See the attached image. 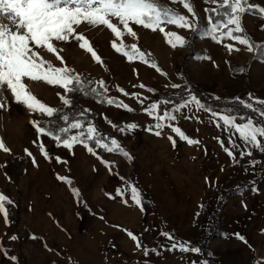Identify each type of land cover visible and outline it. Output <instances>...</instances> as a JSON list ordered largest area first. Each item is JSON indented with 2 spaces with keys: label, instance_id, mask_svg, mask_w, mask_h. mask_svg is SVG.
<instances>
[{
  "label": "rangeland",
  "instance_id": "1",
  "mask_svg": "<svg viewBox=\"0 0 264 264\" xmlns=\"http://www.w3.org/2000/svg\"><path fill=\"white\" fill-rule=\"evenodd\" d=\"M167 1L188 16L196 28L164 24L165 31L185 39L199 31L193 39L196 54L186 65L190 79L197 84L217 83L212 97L251 103L258 112L264 109L259 103L264 101V49L258 46V57L247 70L238 71L250 60L252 51L227 37L222 43L211 38L213 23L208 10L216 3L194 0L198 17L188 13L179 0ZM261 8L264 0H245V11L240 13L242 28L258 45H264ZM3 22L10 26L6 19ZM113 22L118 23L115 18ZM130 26L135 37L125 31L122 38H117L102 25L83 23L77 28L102 63L75 40L54 42L63 63L56 54L40 50V55L56 67L66 65L74 75L88 71L98 81L103 80L105 94L131 109L123 113L120 105L104 107L94 100L84 101L97 113L96 123L87 127L110 133L112 139L129 149L128 155L119 150L93 155L84 144L69 149L62 142L55 143L51 137L39 134L31 123L46 114L31 113L16 103L10 92L4 93L7 107L0 109V138L10 151L0 150V194L13 203L6 204L7 218L0 213V264H264V178L259 184L255 182L264 169V147L246 143L235 128L213 113L230 115L238 123L250 118L201 108L191 102L194 95L189 94L178 102L165 100L167 108L162 113L159 107L156 114L163 116L166 112L176 119L162 121L172 127H164L161 135H155L158 121L146 109L153 103L159 105L155 92H174L186 86V77L178 67L192 49L188 45L172 48L160 30ZM113 41L118 46L123 44L126 50H131L133 44L140 51L146 48L155 56L156 67L139 58L129 61L112 47ZM228 44L240 50L229 52ZM25 82L49 107L63 103L58 93L69 99L58 85ZM129 124L137 127L128 129ZM175 127L199 143H187L172 131ZM71 133L79 134L78 129ZM170 137L175 139V146ZM261 140L264 143V138ZM16 155L23 158L24 172L19 174L9 167V178L4 165ZM235 183L237 190L231 191ZM127 185H134L139 193H149L155 209L145 215L131 200ZM73 189L79 191V196ZM182 241L200 249L205 242L209 255H204L202 249L199 253L172 250L174 243Z\"/></svg>",
  "mask_w": 264,
  "mask_h": 264
},
{
  "label": "snow or ice",
  "instance_id": "2",
  "mask_svg": "<svg viewBox=\"0 0 264 264\" xmlns=\"http://www.w3.org/2000/svg\"><path fill=\"white\" fill-rule=\"evenodd\" d=\"M177 2V0H173ZM182 6L195 16L190 0H179ZM215 3L216 0H211ZM222 7L230 9L228 12V19L222 25L213 24L211 29V38L218 42H223L225 37L237 41L241 45H245L249 51L256 49L254 42L250 41L246 36L236 35L235 33H243L244 29L241 26L240 13L245 11V0H220ZM261 14H264V8L260 9ZM113 18L118 23L113 22ZM10 22L6 24L3 20ZM86 23L91 26H105L115 34L117 38H122L125 31L128 35L135 37L136 32L130 24L143 26L145 29H150L153 32L160 30L164 33L167 43L172 47H184L187 45V40L176 32L165 31L162 25L169 24L180 28L195 30L196 25L190 21L188 16H185L173 9L164 5L163 0H0V109H6L5 92H10L14 101L23 105L31 113L46 114L49 117L54 116L59 110L49 107L41 102L29 90L28 82H44L48 85H58L65 90V93H73L75 91L83 90V82L79 74H73L74 70L64 65L61 67L54 66L48 60H45L40 55V50H46L48 53L56 54V58L63 63V57L59 55V51L54 42H69L75 40L79 43V47L86 49L91 53L92 57L102 63L101 58L97 55L91 46L89 40L77 31V28ZM122 26V28L120 27ZM234 26V27H230ZM222 29H227L223 31ZM112 47L117 52H122L129 61L136 58L147 63L145 54L135 45H131V50H126L125 46L117 45L115 41L112 42ZM229 52L239 51L233 44L226 45ZM264 49V45L259 46ZM62 51V50H60ZM152 67H156L153 63ZM242 71V69H238ZM101 88L104 87V81L97 82ZM143 87V85H141ZM179 87V85H173ZM107 91V89H104ZM93 93L96 89H91ZM123 91V89H121ZM87 94V93H86ZM60 99L65 105H69L71 101L61 95ZM127 95V93H125ZM191 102L198 104L201 108L204 107L200 101L195 97H191ZM108 103H115L114 100H108ZM264 104V101H259ZM127 107L126 105H122ZM159 105L153 103L146 109L148 115L153 116L158 121L155 128L159 131L155 135H161L164 127H172L166 125L162 121L166 119L175 120L174 115L164 113L163 116L156 114ZM246 107L252 108L251 103L246 104ZM131 111V109H128ZM179 111V109H177ZM220 120H223L225 125L235 128L240 138L246 143L252 144L257 148L264 147L261 138H264V125H258L252 119H248L246 123H238L235 117L230 115L213 113ZM260 115L264 117V109H261ZM62 119L67 122L68 116H63ZM31 123L36 131L41 135L52 136L56 141H61L62 137L59 133L67 134L72 129H80L83 124L80 121L73 122L68 127H60L54 133L51 129H46L42 126L39 120H32ZM128 129H135L137 125L129 124ZM124 129H121L123 131ZM151 131V128L149 129ZM172 131L178 136L187 141L189 144H198L199 141L190 139L178 127L172 128ZM173 146H175V139H172ZM86 140L95 141V144L106 151H123L117 140H111V146L104 143L101 138H97L96 128L94 126L87 127V135L81 132L78 135L66 136L62 140L63 146L71 149L74 144H84L87 150L95 155L93 147L88 146ZM35 143V141H33ZM43 148V145H41ZM0 150L9 152L10 149L5 146L2 138H0ZM230 156L234 155L231 150H227ZM29 157L32 153L25 149ZM47 157V151L43 152ZM124 155L128 153L124 152ZM35 163V160H33ZM107 163V162H105ZM60 179H65L61 177ZM126 190L131 193V200L134 201L141 209L144 208L141 194L134 185H127ZM75 195L79 196V191L73 189ZM123 194V193H121ZM128 201L126 200L125 203ZM13 201L4 194H0V213L5 218L8 217V210L6 204H12ZM128 235L134 241L137 237L131 232ZM169 239H173L168 233H165ZM17 237L13 236L12 239ZM242 239V238H241ZM137 247L140 244L137 243ZM179 249L182 252L194 251L199 253L200 248L180 242L174 243L172 250Z\"/></svg>",
  "mask_w": 264,
  "mask_h": 264
},
{
  "label": "trees",
  "instance_id": "3",
  "mask_svg": "<svg viewBox=\"0 0 264 264\" xmlns=\"http://www.w3.org/2000/svg\"><path fill=\"white\" fill-rule=\"evenodd\" d=\"M211 2V0H208ZM192 8L194 12L197 14V10L194 6V0H190ZM164 5H166L168 8L173 9L179 13H181V10L176 8L174 5L169 3L167 0H163ZM217 5L216 7H210L208 10V18L209 20L216 25H222L224 24L227 19H228V12L230 9H225L222 7L220 0H216L215 2ZM198 16V14H197ZM199 17V16H198ZM223 31H227V29H222ZM199 32L198 30L189 34L187 36V45L192 49V53L188 54L184 60L183 64L178 67L179 72L186 77V88L179 89L174 92H169V91H158L155 92V99L159 101V106L160 110L162 113L165 108H167V104L164 102L165 100L170 101V102H178L184 99L187 95L192 94L195 97L199 99V101L207 108L210 109H217V110H224L228 111L229 113H235L237 115H242L245 118H250L254 122H256L258 125H264V117L260 115V112L255 110L254 108H248L246 107L245 104L238 100H224V99H219L212 97L211 91H213L216 88L217 83L213 84H208V83H201L197 84L194 83L189 75L188 71L186 69V65H188L190 61L191 55L196 54V45L193 43V39L196 35V33ZM236 35H243L246 36L250 41L254 42V44L258 47V43L256 40L249 34V32L244 29L243 33H235ZM254 49L251 54L250 60L243 66L239 67V69L244 68L247 70L252 62L253 59L258 57V51ZM142 52L145 54V58L147 59V63H153L155 62L156 58L155 56L150 53L146 48H142ZM81 80L83 82V90L82 91H75L73 93H68L69 99L71 103L69 105H65L62 103L61 105L55 107V109H58L59 111L52 117H45L42 119H34V120H39L40 124L44 126L46 129H51L54 133L56 132L57 129L60 127H68L69 124L80 121L83 124V127L78 129V133L80 134L81 132L85 133V136L87 135V125L90 123L95 124L97 120V113L94 109L88 107L84 101L86 100H94L99 102L102 106H106L110 103H108V100H114L115 103L111 104H116L121 106V112H127L128 109L127 107H124L122 102L118 101L115 98L109 97L105 94V90L100 87V85L97 83L98 78L96 76H93L90 72L88 71H83L80 74ZM96 89V92L93 93L91 89ZM87 93V94H86ZM153 98V97H152ZM146 107V103L143 104V108ZM63 116H68V121L65 122L62 117ZM35 128V127H34ZM36 130V129H35ZM62 137V140L66 138V136H71V130L67 134L59 133ZM96 135L97 138H101L104 143H108L111 146V140H112V135L104 130L101 129H96ZM53 139L52 136H49ZM55 140V139H54ZM61 141H56L57 142H62ZM86 143L88 146L93 147L94 152L96 155L104 156L108 151H106L104 148L99 147L98 145L95 144V141L92 140H86ZM121 149L125 152L129 151V149L123 145H120ZM132 154V152H129ZM135 161V159H133ZM6 168L8 167L7 171V176L10 178L11 175L9 173V167L11 168L12 171H17L19 174L24 172V165H23V158L20 155H16L13 158H8L5 162L4 165ZM261 175L256 178L255 182L258 184L262 182L264 178V169L261 171ZM131 178H135V172L133 171L131 173ZM244 184V183H243ZM245 184L248 185H253L255 184L254 182H246ZM231 191H236L237 190V183H235L232 187H230ZM141 194V199L142 203L144 205V213L145 215L149 214L151 210L155 209V204L150 196L149 193H147L145 190L140 191ZM17 208L20 210L21 203L20 200L16 201ZM80 218V215H79ZM183 242V241H182ZM192 245V244H190ZM195 246V245H192ZM202 249V252L204 255H209L208 254V249L207 245L204 242V244L199 245Z\"/></svg>",
  "mask_w": 264,
  "mask_h": 264
},
{
  "label": "crops",
  "instance_id": "4",
  "mask_svg": "<svg viewBox=\"0 0 264 264\" xmlns=\"http://www.w3.org/2000/svg\"><path fill=\"white\" fill-rule=\"evenodd\" d=\"M81 218H83V217H80L79 219H80V221H81Z\"/></svg>",
  "mask_w": 264,
  "mask_h": 264
}]
</instances>
